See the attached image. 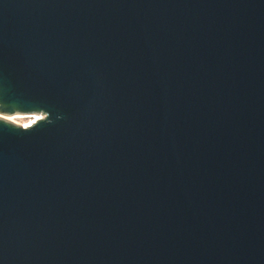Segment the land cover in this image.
<instances>
[{
    "label": "water",
    "instance_id": "1",
    "mask_svg": "<svg viewBox=\"0 0 264 264\" xmlns=\"http://www.w3.org/2000/svg\"><path fill=\"white\" fill-rule=\"evenodd\" d=\"M0 264H264V0H0Z\"/></svg>",
    "mask_w": 264,
    "mask_h": 264
}]
</instances>
